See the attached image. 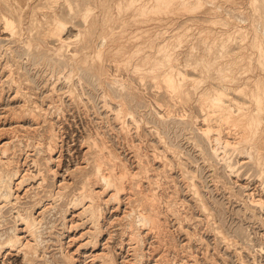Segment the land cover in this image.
<instances>
[{"label": "rangeland", "instance_id": "374dc122", "mask_svg": "<svg viewBox=\"0 0 264 264\" xmlns=\"http://www.w3.org/2000/svg\"><path fill=\"white\" fill-rule=\"evenodd\" d=\"M130 1L0 0V172L18 168L17 175H24L20 187L13 184L15 197L5 204L0 200V241L13 231L23 242L31 237L17 211L40 220L35 229L37 253L20 246L3 248L0 264H106L101 258L104 253L114 256L115 264H264V209L251 202L259 198L264 206V172L240 153L238 126L222 121L223 129L218 127L221 141L227 143L225 151L238 167L234 173L212 154L200 130L206 123L219 122L214 116L203 121L215 91L226 89L225 101L231 96L248 104V96L230 85H238L245 74L258 83L264 81V56L256 49L258 40L264 44L260 32L264 0H149L144 10ZM221 3L230 16L214 7ZM55 18L65 22L63 41L54 34ZM186 26L173 56L181 52L182 62L190 63L189 67L152 50L154 42L175 38ZM198 35L200 50L194 52L188 46ZM207 36L215 37L216 43L206 55ZM221 53L235 61L234 77L220 71L226 67L217 64ZM249 53L255 54L252 60ZM233 54H238L236 59ZM171 64L186 74L175 90L162 77ZM113 78L125 88L120 89ZM250 83L246 91L255 85ZM209 87L216 90L204 92ZM262 106H256L259 111L255 108L264 119ZM121 107L133 111L138 129L127 115L117 114ZM126 116L128 123L122 126ZM263 124L261 119L259 126ZM260 128L251 132L250 142H256ZM258 143L264 152V142ZM106 150L117 157H108ZM97 162L103 173L118 172L121 162L135 172L127 177L130 186L118 202L108 200L111 190L101 192ZM49 164L54 173L48 172ZM84 189L97 191L96 203L103 210L102 232L96 238L83 210L86 201L72 204ZM150 194L153 209L145 200ZM144 210L157 214L159 229L142 228L138 215ZM65 252L72 254V261L64 257Z\"/></svg>", "mask_w": 264, "mask_h": 264}, {"label": "bare ground", "instance_id": "6f19581e", "mask_svg": "<svg viewBox=\"0 0 264 264\" xmlns=\"http://www.w3.org/2000/svg\"><path fill=\"white\" fill-rule=\"evenodd\" d=\"M30 2V1H29ZM67 2V1H66ZM148 2H149V0H131L130 2H129V4H133L135 7H137V9H139V10H144L147 6V4H148ZM31 3V2H30ZM128 3V2H127ZM68 4H71L70 3V1L68 2ZM73 4V3H72ZM71 6V5H70ZM219 12H220V14L221 15H225V14H227V15H229L230 16V14H229V12L226 10V8H225V6L221 3V4H215V6H214ZM31 8V7H30ZM241 8V7H240ZM70 10H72L71 8H69ZM217 10H216V12H217ZM69 11V10H68ZM75 11V10H74ZM1 13V12H0ZM212 13V12H211ZM214 13V12H213ZM2 14V13H1ZM0 14V15H1ZM29 14V13H28ZM219 14V15H220ZM219 15H217V16H219ZM236 15V14H235ZM212 16V15H211ZM211 16H209V18H211ZM214 16V15H213ZM222 16V17H223ZM232 16V15H231ZM216 17V16H215ZM1 18H2V16H1ZM0 18V19H1ZM9 18V17H8ZM8 18H4V20H5V22L8 24ZM213 18V17H212ZM235 18L237 19V20H239L240 22H244V19H242V18H239L238 16L236 17L235 16ZM217 19V18H216ZM219 19H220V17H219ZM223 20V19H222ZM257 20V19H256ZM215 22H217V20H214ZM220 21V20H219ZM219 21L217 22V23H219ZM224 21H226V20H224ZM172 22V21H171ZM223 22V21H222ZM227 22V21H226ZM65 23V22H64ZM64 23L63 22H61L60 20H58L57 18H55L54 19V24H55V35L57 34L58 36H59V39L60 40H62L63 41V38H62V36H61V33H62V30L64 29ZM223 24V23H222ZM226 24H228V22L227 23H225V25ZM246 24H248V23H246ZM254 24V23H253ZM166 25V24H165ZM217 25H219V24H217ZM245 25V24H244ZM259 25V24H258ZM167 26V25H166ZM247 26V25H246ZM246 26H244V27H246ZM257 26V25H256ZM66 27V26H65ZM165 27V26H164ZM169 27H171V26H169ZM255 27V26H254ZM260 27V26H259ZM14 28V27H13ZM54 28V27H53ZM248 28V27H247ZM261 28V29H260ZM259 29L261 30L260 32L261 33H263L264 34V25L263 26H261ZM165 29V28H164ZM198 29V28H197ZM201 29H203V28H199L198 29V31L199 30H201ZM214 29V28H213ZM225 29V28H224ZM249 29V28H248ZM254 29V28H253ZM256 29H258L257 27H255V31H256ZM204 30H205V28H204ZM210 30V29H209ZM221 30V29H220ZM245 30V29H244ZM243 30V31H244ZM15 31V30H14ZM166 31V30H165ZM203 31V30H202ZM202 31H200V32H202ZM212 31V30H211ZM211 31H209V32H211ZM214 31H215V29H214ZM237 31V30H236ZM54 32V31H53ZM187 32V26L186 27H183L181 30H179V32L177 33L178 35L177 36H175V38H168L167 39V37H163L162 39H160V40H158V39H156V40H158L157 42H154V45H153V49L152 50H154V51H156V52H164L165 53V57H168V60L170 61V59L172 58V60L174 59L175 61H177V63H178V65H185V66H188L189 67V65H191L190 63H188V62H186V63H183L182 62V57L180 56V54H181V52H178V53H175V55L173 56V53H174V51H175V44H176V41H179V42H181V41H183L184 39L182 38V36H183V34H185ZM196 32V31H195ZM216 32H217V28H216ZM222 32V31H221ZM225 32V31H224ZM248 31H246V33H247ZM251 32H252V30H251ZM16 33V32H15ZM25 33H27V32H25ZM169 33V32H168ZM171 33V32H170ZM218 34H219V31L217 32ZM225 33H227V31L225 32ZM224 33V34H225ZM243 33V32H242ZM253 33H254V31H253ZM257 33H258V31H257ZM256 33V34H257ZM260 33V34H261ZM211 34H212V32H211ZM221 34V33H220ZM230 34V33H229ZM244 34H245V32H244ZM259 34V35H260ZM262 34V35H263ZM190 35V34H189ZM202 35H204V34H201V36ZM213 35V34H212ZM211 35V36H212ZM243 35V34H242ZM248 35V34H247ZM252 35V34H251ZM258 35V36H259ZM211 36H207V37H209V40H207L206 38L204 39V48H205V53H206V55L208 54V52L213 48V46H214V44L216 43V38L214 37V38H212V40L210 39V37ZM223 36V35H222ZM229 36V35H228ZM246 36V35H245ZM254 36V35H253ZM252 36V37H253ZM199 37H200V35H198V37L197 36H193V38L190 40L191 41V43H190V46H188V44H187V46L188 47H190L194 52H196V50H200V49H198V46H197V42L199 41ZM204 37H205V35H204ZM251 37V36H250ZM217 38H219V37H217ZM222 37L220 36V39H221ZM246 38V37H245ZM256 38V36L254 37V39ZM260 38H261V36H260ZM263 38V37H262ZM202 39V38H201ZM200 39V40H201ZM224 39V38H223ZM253 39V38H252ZM264 39V38H263ZM20 41V40H19ZM24 41V40H23ZM68 41V40H67ZM219 41V40H218ZM262 41H264V40H262ZM203 41L201 40V43H202ZM222 42V41H221ZM200 43V42H199ZM199 43H198V45H199ZM253 43H254V41H253ZM262 43L263 42H261V41H259L258 40V45H257V47H256V49L258 48V55H260V56H264V44H263V46H262ZM245 43H243V45H244ZM247 44V43H246ZM202 45V44H201ZM254 45H256L255 43L253 44V47H254ZM242 46V45H241ZM240 46V47H241ZM28 47V46H27ZM203 47V46H202ZM190 48H188V50L190 49ZM201 48V47H200ZM242 48V47H241ZM245 48V47H244ZM243 48V49H244ZM61 49V48H60ZM241 49L242 51H245V50H247V49ZM249 49H250V47H249ZM253 50H254V48H253ZM252 50V51H253ZM237 51V50H236ZM249 51V50H248ZM247 51V52H248ZM188 52H190V51H188ZM200 52V51H199ZM202 52V51H201ZM201 52H200V54L199 55H201ZM238 52V51H237ZM254 52V51H253ZM252 52V53H253ZM13 53V52H12ZM205 53H203V54H205ZM235 53V52H234ZM243 53V52H242ZM245 53V52H244ZM243 53V54H244ZM252 53H249L250 55H249V59H251V58H254L255 57V54H254V56H252L253 54ZM1 54V53H0ZM11 54V53H10ZM239 54H241L240 53V51H239ZM252 54V55H251ZM27 55V54H26ZM193 55V54H192ZM238 54H236L235 56H234V54H233V57H234V59H236L235 57L237 56ZM3 56V55H2ZM13 56V55H12ZM146 56H149V54H147ZM191 56V55H190ZM244 56H247L246 55V53L244 54ZM6 57V56H5ZM203 57V56H202ZM208 57V56H207ZM240 57H242V56H240ZM248 57V56H247ZM197 58V57H196ZM199 58V57H198ZM206 58V57H205ZM217 64L218 65H220V66H226V67H224V68H222L220 71L221 72H223L224 73V75L225 76H231V77H234L233 76V70H235V69H233L234 67H231V66H233L234 65V63H235V61L231 58V59H229V58H226V56L224 55V53H221V54H219V55H217ZM243 59H246V57L244 58V57H242ZM241 58V59H242ZM54 59V58H53ZM194 59V58H193ZM204 59V58H203ZM203 59H198L199 61L200 60H203ZM242 59V60H243ZM256 59V58H255ZM254 59V61H256L257 59H259L258 58V56H257V59L255 60ZM165 60V59H164ZM248 60V59H247ZM252 60V59H251ZM263 60V59H262ZM58 61V60H57ZM56 62V61H55ZM69 62V61H68ZM166 62V61H165ZM196 62H198V61H196ZM195 62V63H196ZM204 62V61H203ZM207 62H209V61H207ZM244 62H245V60H244ZM194 63V64H195ZM199 63V62H198ZM201 63H202V61H201ZM249 63V62H248ZM248 63H245L246 65H248L249 66V64ZM253 63V62H252ZM204 65H208V63H203ZM202 64V65H203ZM244 64V65H245ZM254 64H255V62H254ZM259 65H261L260 63H258ZM257 64V66L259 67V65ZM65 65V64H64ZM178 65H173V64H171L170 66H169V69L168 70H166L165 71V73L162 75V77L164 78V80L166 79V81H168L169 83V85H166V87H167V89H170V88H168V86L169 87H171V89L172 90H175V88L178 86V83H182V81L186 78V74H184L180 69H179V67H178ZM203 65V66H204ZM213 65V64H212ZM237 66H238V64H236ZM253 65V64H252ZM251 65V66H252ZM177 66V67H176ZM256 66V67H257ZM192 67V66H191ZM206 67V66H205ZM255 67V71H256V68ZM182 68V67H181ZM193 68V67H192ZM198 68H199V66H198ZM197 68V69H198ZM212 68H213V66H212ZM237 68V67H236ZM254 68V67H253ZM77 69V68H76ZM203 69V68H202ZM244 69V68H243ZM247 69V68H246ZM194 70H196L195 69V66H194ZM208 70V69H207ZM249 70V69H248ZM74 71V70H73ZM198 71H201V70H198ZM10 72V71H9ZM205 72V71H204ZM237 72V71H236ZM235 72V73H236ZM243 72H244V70H243ZM256 72H258V71H256ZM263 71H261V73H262ZM206 73V72H205ZM260 73V71H259V74H261ZM101 74H102V72H101ZM253 74V73H252ZM76 75H77V73H76ZM223 75V76H224ZM254 75V74H253ZM262 76H263V74H261ZM260 75V76H261ZM202 76H203V73H202ZM256 76H258V75H256ZM73 77V76H72ZM205 77V76H204ZM69 78V77H68ZM225 78V77H224ZM256 78V77H255ZM254 78V79H255ZM262 78V77H261ZM70 79V78H69ZM229 79V78H228ZM234 79V78H233ZM241 80H242V82H240L238 85H236V86H234V85H230L231 86V88L233 89V90H235V91H237V92H241V91H243V93H245V95H243V96H248V98H249V103L247 104V103H245V102H240V101H237L236 99H234L233 97H231L230 96V98H229V102H227V101H225V97H227L228 96V92H226V89H224V91H217V93H216V91L214 92V90H216V88H212V87H209V88H206V90H204V92H207V93H211V92H214L213 94H212V96H211V98H209L208 100L210 101V103L208 104L209 105V109L207 108L206 109V115H204V118H203V121H205V120H207V119H209V117L211 118L212 116H214L219 122L217 123V124H210V123H206L205 124V126H203V127H201L200 128V130H201V133L206 137V139H207V141L209 142V144H211L210 145V149H211V152H212V154L214 155V156H216L218 159H219V161L221 160V161H223L224 162V164H225V167L228 169V171L229 172H235V171H237L238 170V167H236V165L234 164V162L231 160L232 158H230L231 156H229V154L225 151V147H226V145H227V143H224L223 141H221L222 140V135H221V131L222 130H220V129H218V127L219 126H221L222 127V124H224L223 122H231L233 125H236V126H238L240 129H241V132H242V134L240 135V137L238 138V141H237V143L238 144H241V150H240V153H243V154H245L246 156H248L251 160H252V162H253V164L255 165V166H257L258 168H260V172H264V152L260 149V148H258V146H257V143L259 142L260 143V145H261V142H264V134H263V132H264V130H263V127H264V124H263V127H262V125L261 126H259L260 124H261V119L264 121V119L262 118L263 116L261 115V114H258V113H260V112H258L259 110H260V108H257L256 106H261V104H263L264 103V81L263 80H261L259 77H258V79H260L262 82H260V83H258V82H256V79H255V82L253 81V84H255V85H253V84H251L250 83V81L251 80H254L253 79V76L252 75H250V74H245V75H243L241 78H240ZM163 80V81H164ZM194 80V79H193ZM222 80V79H221ZM28 81V80H27ZM113 81H114V83H117L118 84V86L120 87V89H124L125 88V85H124V83H122V82H119L117 79H115V78H113ZM195 81V80H194ZM231 81V80H230ZM194 83V82H193ZM249 83L251 84V85H253V87L252 88H248V90L246 91V89H245V87L247 88V86H245V85H249ZM261 83H263V85H261ZM244 85V86H243ZM225 86V85H224ZM229 87V86H228ZM174 88V89H173ZM179 88V87H178ZM183 88V87H182ZM230 88V87H229ZM228 88V89H229ZM111 90V89H110ZM211 90V91H210ZM170 91V90H169ZM176 91H178V90H176ZM208 91H210V92H208ZM71 92V91H70ZM172 92V91H171ZM203 93V92H202ZM73 94V93H72ZM107 95H109V93H107ZM209 95V94H208ZM205 96V95H204ZM105 97V96H104ZM115 97V96H114ZM208 98V97H207ZM116 99V98H115ZM205 99V98H204ZM204 99L202 100V101H204ZM36 101V100H35ZM207 101V100H206ZM125 103H126V101H125ZM124 104V103H123ZM126 105V104H125ZM256 105V106H255ZM58 107V106H57ZM258 109V111L256 110V108ZM125 108V109H124ZM124 108H119V110H118V112H117V114L118 113H123V117L125 116V115H127L129 118H130V120H131V122L132 123H135V125L137 126V128L136 129H138V121H137V119L135 118V116H134V114H133V111H131L130 109H127L126 107H124ZM262 108H264L263 106H262ZM257 111V112H256ZM115 112V111H114ZM23 113V112H22ZM215 113V114H214ZM262 113H263V111H262ZM25 114V113H24ZM261 115V118L259 117ZM127 116L125 117V118H123L122 119V121H121V123L120 124H122V126L124 125V124H126V123H128V120H129V118L127 119ZM116 118H117V115H116ZM213 119V118H212ZM120 120H121V118H120ZM223 121V122H222ZM182 124V123H181ZM229 124V123H228ZM183 125V124H182ZM252 126H253V128H252ZM188 127V126H187ZM220 127V128H221ZM261 127V128H260ZM258 128H260V130H262V133L259 135V133H260V130H258L259 132H258V135H256V142H250V140H252V133L251 132H253V134L254 133H256V131H257V129ZM49 129V128H48ZM222 129H223V127H222ZM55 130V129H54ZM157 131H158V129H156ZM36 131V130H35ZM48 131H50V130H48ZM48 131H47V133H48ZM138 131V130H137ZM34 132V131H33ZM51 133V132H50ZM129 133V132H128ZM42 134V133H41ZM158 134H159V131H158ZM52 135V134H51ZM139 135V134H138ZM254 136V135H253ZM31 137V136H30ZM35 137V136H34ZM36 138V137H35ZM40 138V137H39ZM95 138V137H94ZM254 138V137H253ZM28 139V138H27ZM237 139V138H236ZM203 140V139H202ZM254 140V139H253ZM40 141V140H39ZM92 141V140H91ZM98 141V140H97ZM49 142V141H48ZM194 142V141H193ZM199 142V141H198ZM7 143V142H6ZM91 143V142H90ZM258 143V144H259ZM1 144V143H0ZM50 144V143H49ZM199 144H201V143H199ZM236 144V143H235ZM5 145V144H4ZM47 145V144H46ZM91 145V144H90ZM90 145H89V147H90ZM101 145V144H100ZM168 145V144H167ZM233 145V144H232ZM42 146V145H41ZM52 146V145H51ZM103 146V145H102ZM234 146V145H233ZM236 146V145H235ZM263 146V145H262ZM28 147V146H27ZM92 147V146H91ZM9 149H10V147H8ZM94 148V147H93ZM97 148V147H96ZM172 148V147H171ZM227 148V147H226ZM55 149V148H54ZM99 149V148H98ZM102 149V148H101ZM105 149V148H104ZM170 149V148H169ZM202 149V148H201ZM25 150V149H24ZM51 150V149H50ZM142 150V149H141ZM238 150V149H237ZM1 151V150H0ZM4 151V150H3ZM6 151V150H5ZM87 151H88V149H87ZM94 151H95V149H94ZM107 151V154L109 155L108 157H110L111 156V158L113 159L114 157H117L116 155H113V153L110 151V150H106ZM138 151V150H137ZM230 151V150H229ZM239 151V150H238ZM7 152V151H6ZM28 152V151H27ZM175 152V151H174ZM231 152V151H230ZM234 152V151H233ZM1 153V152H0ZM41 153V152H40ZM91 153V152H90ZM138 153V152H137ZM143 153V152H142ZM173 153V152H172ZM221 153H223L222 155H221ZM3 154H5L4 152H3ZM2 155V154H1ZM96 155V157H97V154H95ZM100 155V154H99ZM104 155V154H103ZM139 155V154H138ZM9 156V155H8ZM37 156V155H36ZM6 157V156H5ZM142 157V156H141ZM50 159L52 158L51 156L49 157ZM1 159H2V157H1ZM7 159V158H6ZM11 159V158H10ZM33 159V158H32ZM56 159V158H55ZM248 159V158H247ZM3 160V159H2ZM43 160H46L45 158L43 159ZM99 160V159H98ZM6 161H8V160H6ZM87 161H89V160H87ZM96 161V160H95ZM112 161H114V160H112ZM116 161V160H115ZM19 162V161H18ZM102 162V161H101ZM108 162V161H107ZM116 162H118V161H116ZM7 163V162H6ZM9 163V162H8ZM13 163V162H12ZM17 163V162H16ZM24 163V162H23ZM87 164H88V162H86ZM103 163V162H102ZM101 163V164H102ZM141 163V162H140ZM10 164V163H9ZM91 164V163H90ZM119 164H121V166H122V168L118 171V172H113L112 170L110 171V172H108L107 171V173H103L102 172V170H100V163L99 162H97V166H96V168H97V171H96V176H98V178L99 179H101L102 180V182H103V190L101 191V192H103L104 191V189H109V190H111L112 191V193L110 194V198L108 199V200H110V199H116L117 200V202H118V200H119V197H120V195L121 194H126L127 193V190H128V186H130L129 185V183L127 184L126 183V179H127V177H132V176H134V174H135V172H131V171H129V169H128V167L126 166H124V163L123 162H121V163H119ZM246 164V163H245ZM6 165V164H5ZM93 165V164H92ZM103 166V165H102ZM116 166V165H115ZM120 166V165H119ZM250 166V165H249ZM94 167V166H93ZM111 167V166H110ZM2 168V167H1ZM95 168V169H96ZM16 169V168H15ZM37 169V168H36ZM83 169V168H82ZM106 169V168H105ZM8 170V169H7ZM18 168H17V170H12V172H7V173H3V171L2 172H0V200H2V202H4V204L5 203H7V202H9L10 201V197H15V195H14V193H15V190H13V184H15V186H17V187H20V185H21V183L24 181V175H17V173H18ZM24 170V169H23ZM37 170H39V169H37ZM54 170H55V168H54ZM54 170H52V167L50 166V164H49V166H48V172L50 171L51 173H54ZM139 170V169H138ZM147 170V169H146ZM30 171V170H29ZM43 171V170H42ZM150 171V170H149ZM24 172V171H23ZM81 172V171H80ZM144 172V171H143ZM141 173V172H140ZM37 174V173H36ZM84 174H85V172H84ZM143 174V173H142ZM15 175H17L16 177H15V179H17L18 181H15L14 179H13V177L15 176ZM31 175V174H30ZM41 175V174H40ZM42 175H44V174H42ZM87 175V174H86ZM91 175V174H90ZM149 175V174H148ZM32 176H33V174H32ZM52 176H54V175H52ZM87 177V176H86ZM88 178V177H87ZM136 178V177H135ZM45 178H43L42 177V180H44ZM147 179V178H146ZM146 179H144V180H146ZM191 179H192V177H191ZM141 180V179H140ZM143 180V179H142ZM86 181V180H85ZM100 181V180H99ZM148 181V180H147ZM193 181V180H192ZM45 182V181H44ZM196 183V182H195ZM195 183L193 182V185H195ZM130 184H132V183H130ZM151 184V183H150ZM65 185V184H64ZM14 186V187H15ZM40 186V185H39ZM61 186V185H60ZM67 186V185H66ZM92 186V185H91ZM144 187H145V185H143ZM146 186H148V185H146ZM44 187V186H43ZM83 187V186H82ZM49 188V187H48ZM146 188V187H145ZM149 188V187H148ZM16 189V188H15ZM79 189V188H78ZM130 189V188H129ZM133 189H134V187H133ZM83 190V189H82ZM96 190V189H95ZM131 191V190H130ZM133 191V190H132ZM50 192H52V191H50ZM96 192L97 191H92V190H90V189H84V191H82V192H80V200H77V201H74L72 204L73 205H77L78 203H82L83 204V202H84V200L86 201V203H87V205L84 207V211L87 213V216L89 217L88 219L90 220V222L92 223V232H93V237H99V235H100V233L102 232V224H101V220H103L102 218H100L101 216H102V209H101V207L96 203V196H97V194H96ZM98 192H99V190H98ZM110 192V191H109ZM145 192H147V189H146V191ZM25 193H26V191H25ZM49 193V192H48ZM55 193V192H54ZM56 193H58V192H56ZM33 194V193H32ZM35 194V193H34ZM39 194V193H38ZM74 194V193H73ZM103 194V193H102ZM133 194V193H132ZM144 194V193H143ZM148 194V193H147ZM36 195V194H35ZM129 195V194H128ZM154 195V194H153ZM61 196V195H60ZM59 196V197H60ZM126 196V195H125ZM133 196H135V195H133ZM157 196V195H156ZM41 197V196H40ZM99 197V196H98ZM160 197V196H159ZM251 197V196H250ZM52 198V197H51ZM61 198H63V197H61ZM61 198H59V199H61ZM76 198V197H75ZM161 198V197H160ZM15 199V198H14ZM18 199V198H17ZM34 199V198H33ZM58 199V198H57ZM13 200V199H12ZM38 200V199H37ZM36 200V201H37ZM137 200H139V199H137ZM145 200L147 201V204H148V206H151L152 208L151 209H153V205H154V203H153V201H154V198H153V196H152V194H150L149 196H147L146 198H145ZM50 201H52V200H50ZM68 201V200H67ZM98 201V200H97ZM107 201V200H106ZM111 201V200H110ZM136 201V200H135ZM15 202V201H14ZM55 202H56V200H55ZM54 202V203H55ZM251 202L252 203H254L255 205H259L260 206V208H262V209H264V206H263V201L262 200H260L259 198L258 199H256V200H254L253 198H251ZM11 203H12V201H11ZM32 203V202H31ZM71 203V202H70ZM69 203V204H70ZM1 204V203H0ZM3 204V203H2ZM52 203H50V205H51ZM112 204V203H111ZM138 204H139V202H138ZM14 205V204H13ZM156 205V204H155ZM26 206V205H25ZM32 206V205H31ZM46 206V205H45ZM82 206V205H81ZM84 206V205H83ZM26 207H28V206H26ZM44 207V206H43ZM68 207V206H67ZM113 207V206H112ZM31 208V207H30ZM71 208V207H70ZM0 209H1V206H0ZM146 209V208H145ZM246 209H250L251 210V208H249V207H247L246 206ZM253 209V208H252ZM28 210V209H27ZM141 210V209H140ZM154 210H156V209H154ZM153 210V211H154ZM255 210V209H254ZM24 211V210H23ZM31 211V210H30ZM133 211H134V209H133ZM132 211V212H133ZM1 212V211H0ZM140 212V211H139ZM130 213V212H129ZM158 213V212H157ZM40 214V213H39ZM138 214V213H137ZM44 215V214H43ZM126 215V214H125ZM255 215V214H254ZM63 216V215H62ZM137 216V215H136ZM17 217L19 218V220H21L22 221V223H24V231L25 232H27L28 233V235L29 236H31L30 238H28L26 241H22V237L20 236V234L19 233H16V232H14L13 231V233L12 234H9L8 236H7V238H5V239H3V240H1L0 241V250L1 249H7V248H12L13 246H20V247H23V248H27L28 249V251L29 252H31V254L33 253H37V250H38V248H37V246H38V243H37V239H36V235H35V229H36V227H37V225H38V223L40 222V220H37V218H36V215H34V214H32V213H28L27 215L25 214V215H23V214H21L19 211H17ZM65 217V216H64ZM42 218V217H41ZM138 218H139V222L141 221V223H142V225H143V227L142 228H145V227H147V229L149 230V231H152V230H157V229H159V226H160V222H159V219H158V216H157V214L155 213V212H145V210H144V212L143 211H141V213H139V215H138ZM137 220V219H136ZM161 220V219H160ZM128 222H131V221H128ZM135 222V221H134ZM134 224V223H133ZM136 224V223H135ZM129 225H131V223H129ZM141 225V224H140ZM41 226V225H40ZM133 230H135V229H133ZM138 230V229H137ZM147 230V231H148ZM142 232V230L138 233V234H140ZM38 233V232H37ZM146 233V232H145ZM154 233V232H153ZM39 234V233H38ZM131 234V233H130ZM142 234V233H141ZM129 235V234H128ZM133 236V235H132ZM90 237V236H89ZM145 237H146V235H145ZM136 239H138V238H136ZM134 241V240H133ZM142 241V240H141ZM95 242V241H94ZM128 242V241H127ZM138 242H139V240H138ZM92 243V242H91ZM137 245V244H136ZM138 247V246H137ZM136 247V248H137ZM133 249H134V247H133ZM8 250V249H7ZM9 251V250H8ZM25 251V250H24ZM24 251H22L23 253H24ZM27 252V251H26ZM137 252V251H136ZM63 253V252H62ZM2 254V253H1ZM105 254V255H104ZM103 255L104 256H101V258L102 257H104L103 258V262L104 263H106V264H115V260H114V258L111 256V255H109L108 253L106 254V253H104ZM64 257L65 258H68L70 261H72V258H73V256H72V254H70V253H67V252H65L64 253ZM31 261V260H30ZM27 264H29V261H28V263Z\"/></svg>", "mask_w": 264, "mask_h": 264}]
</instances>
